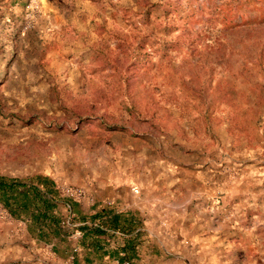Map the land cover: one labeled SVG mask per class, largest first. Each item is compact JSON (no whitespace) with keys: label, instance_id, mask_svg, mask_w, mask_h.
I'll use <instances>...</instances> for the list:
<instances>
[{"label":"rangeland","instance_id":"1","mask_svg":"<svg viewBox=\"0 0 264 264\" xmlns=\"http://www.w3.org/2000/svg\"><path fill=\"white\" fill-rule=\"evenodd\" d=\"M0 176V264H264V0H0Z\"/></svg>","mask_w":264,"mask_h":264},{"label":"crops","instance_id":"2","mask_svg":"<svg viewBox=\"0 0 264 264\" xmlns=\"http://www.w3.org/2000/svg\"><path fill=\"white\" fill-rule=\"evenodd\" d=\"M0 178H3L6 182L7 181H13V182L16 181L18 183V187L15 189V191L5 194L6 196H8V195L15 196L18 192H20V194H22L23 196L22 195H19V196L24 197L26 200H32V199H38V197H40V195H44L45 193H48V192L52 193L53 192L52 189H53L54 184L49 177L40 178L38 184H31L29 186L21 185V183L19 181L14 180V179L5 178L2 176H0ZM20 188H22L21 191H19ZM51 203H53V202L51 201ZM104 212L102 213V216L99 217L100 218L99 220H101V224H104L106 222L105 220H107V218H108L106 216L104 217V214H106V211H104ZM45 216H46V214H45ZM82 221H83V223L80 225H84L85 227H82V228H85V229L84 230L82 229L83 239L79 243L80 246L78 245V254L76 255V257H78V258L79 257L81 258V256H82L80 264H98V263H100L99 261L96 260L97 258H94V259L91 258L92 253H97L98 260L102 259L103 262H106L103 259L108 258L107 264H113L114 260L112 259V257H110L113 254V251L106 249V245H108V244H106V245L102 244L104 241L99 239V238H101V236L98 237V235H100V234H95L93 229L96 228V230L97 229L100 230L101 234H103V235L104 234L106 235V233H108L109 231L105 230V229L104 230L101 229L100 226L96 225L95 223L92 225L87 224V222H85V221H87V219L84 217H82ZM97 224H100V221H98ZM105 227H108V226L105 225ZM121 227L122 226H120L119 228H116V231L121 230ZM122 228L124 229V227H122ZM128 249L134 250V249H132V247L129 246V244L128 245H126V244L122 245L121 251H123L124 257L122 259H119V260H123V261L125 260V261H127L126 264H131L133 262V260L128 259V255L126 253ZM135 256H137L139 258L137 253ZM75 260H76L75 264H78V260L77 259H75Z\"/></svg>","mask_w":264,"mask_h":264},{"label":"trees","instance_id":"3","mask_svg":"<svg viewBox=\"0 0 264 264\" xmlns=\"http://www.w3.org/2000/svg\"><path fill=\"white\" fill-rule=\"evenodd\" d=\"M17 187H18V183L16 181L6 182L3 178H0V193L1 194L3 193V195H5L7 193L14 192ZM105 221L106 222L104 224L107 225L109 228H119L120 227L117 217H111ZM93 230L95 234H101L100 230L98 229L96 230V228H94ZM121 230L123 231L124 229L121 227Z\"/></svg>","mask_w":264,"mask_h":264},{"label":"built area","instance_id":"4","mask_svg":"<svg viewBox=\"0 0 264 264\" xmlns=\"http://www.w3.org/2000/svg\"><path fill=\"white\" fill-rule=\"evenodd\" d=\"M133 192H134V193H136L137 191L134 189V190H133ZM76 236H79V234H78V233H76Z\"/></svg>","mask_w":264,"mask_h":264}]
</instances>
